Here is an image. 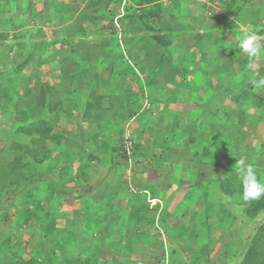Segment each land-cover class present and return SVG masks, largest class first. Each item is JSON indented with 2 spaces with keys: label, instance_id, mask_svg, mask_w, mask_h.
I'll return each instance as SVG.
<instances>
[{
  "label": "rangeland",
  "instance_id": "1",
  "mask_svg": "<svg viewBox=\"0 0 264 264\" xmlns=\"http://www.w3.org/2000/svg\"><path fill=\"white\" fill-rule=\"evenodd\" d=\"M87 1L88 0H0V34L7 35V39L2 43L0 42V93L3 92L2 90H4L5 87L13 88L11 92L12 101L6 98L0 100V148H3V150L14 141H25V134L18 131V126L22 122V108L26 105L17 104L16 100L19 98L32 99L33 95L38 94L42 84L54 88L55 92L63 97V106L66 104L65 107L69 108V110H71L69 107L71 105L70 99H77L79 104L84 103V97L89 89V84L93 80L90 79V76L85 78L82 77V79L79 77H67L64 72H69V74L76 72L80 74L76 70L77 65L74 63L72 64L70 61V65L68 64L64 67L61 63L65 61L68 55H76L78 58H80V56L83 57V55L87 54L86 52L92 50L91 44H96L98 48H102L103 42H111L112 32L119 35L118 37L114 35V38H112L113 41H121L122 43V52L118 51V54L116 53L118 57L113 60L115 64L105 63L103 60L98 63L97 60H93L96 62H91V64L90 62L86 63L88 71H84L83 73L86 74V76L93 72L99 73L102 82H98L100 83L98 89L104 88L112 82L110 83V92L123 96L124 100L121 101L123 107L127 108L131 101L132 103H138L135 110H138L141 118L149 128L148 118L154 120V114L159 109L156 116L158 120L160 119L163 121L162 114H160V117L158 114L164 113L167 107L170 108L168 105L171 102L165 101L166 98L172 99L169 96V92L172 94L170 88L173 89L174 94H179V92H177L178 87L179 90L189 88V90L191 89L195 94H202V89H200L203 83L202 81L210 78L213 72L218 73L219 76L221 75L220 71L217 72L215 68L216 64L220 63L223 64V67L221 66L220 69H228L230 66L231 70L240 74V64L244 62V60L250 59L239 50L238 39L242 36L244 31L257 32L264 29V0H249L245 2L238 17L232 16L228 11L227 0H164L163 12L159 19L161 24H158V26H161L162 23L167 20L172 22L174 20L180 22L185 20L187 28L181 32L182 27L177 26V31L179 32L177 36L172 34L175 29L171 33H168L170 36L169 40H171L170 50L178 58L175 56L177 59L176 63L175 60L172 61V64L175 63V65H165L167 66V72L171 66L172 73H166V76L162 74L156 75V77H160V84H156V78L151 75L156 68L153 67L152 72L142 75L140 73L142 71L139 69L141 65L136 67L134 65L136 59L134 60L133 58L136 54L138 44L134 41H129L128 43L125 41V39L143 37L145 41L149 42V39H152L153 35L156 34L155 31L145 28L144 25L137 20L140 11L139 7L135 5V1L111 0V8L114 13L117 12L119 14V17L115 16L114 23L111 24V26L108 25L104 29H102L103 25L105 23L108 24L106 21L103 22L104 24L101 23L98 26L97 24L90 25V21L86 17L83 19L80 11L83 10ZM129 5L132 6L130 10L127 9ZM252 10L259 12L256 19L251 16L250 12ZM88 11L92 12L93 10L90 9ZM257 20L260 21V24L255 26L254 23H256ZM81 25L87 28L86 33L79 29ZM129 25L139 28L136 35L133 34V31H129ZM240 32H242V34ZM257 33L264 37V32ZM148 45L151 46L150 43ZM77 47L80 49L78 52L79 55L73 52L74 50L77 51ZM105 47L107 48L106 45ZM159 47L160 45L158 47L151 46V49L157 50ZM230 52L235 53L232 55V58L236 59L230 61ZM151 54L153 55L152 52ZM159 54L160 53H158V55ZM213 63H215V66H212ZM250 63L252 66L249 64L248 70H253L256 65H264V58L258 59L254 63L250 61ZM210 70L212 74H210ZM173 75H178L180 77L177 81L173 77L174 82L179 81L181 83L175 85L169 82V79L167 80V78H171ZM122 76H124L123 79ZM261 76H264V72L260 75L256 72L254 79H259ZM103 78H110L111 81H103ZM117 80H119V82ZM134 81L142 84L140 90H138L139 85ZM184 81L185 83L182 85ZM213 81L215 82L216 79H213ZM165 83L166 87L170 85L171 87L165 88L163 86ZM239 83L240 81L233 87H239ZM241 84L242 86H246V77L241 80ZM117 86L120 88L118 89ZM162 86L164 90H161ZM96 87L97 84L95 83L94 88ZM253 90L256 94L263 95L264 97V88L258 89L254 87ZM132 94H135V96ZM209 96H213L216 99L221 98L223 101L226 100L227 105L230 103L229 91H224L218 86L214 88V91L211 89ZM193 100L195 106H191L190 110L194 108L197 113L191 117L197 124H191L190 126H196V129L199 130V119L197 117L201 115L203 109L208 108V105L206 104V107H203L201 104L203 102L200 103L196 98H193ZM145 101L149 106L145 104ZM249 103L250 105L247 106L248 108L245 106L246 104L244 105L241 103L243 107H240L241 104H237L236 111L232 110L234 112L239 111V113H243V118L241 114L239 116L243 119V127H252L257 124L255 136L258 142L256 141L257 150L255 151L256 155L260 154V157L252 153L235 155L239 157L238 160L246 159V162L251 163L254 166L257 176L260 173L258 166L264 171V102L249 101ZM184 104L188 103L185 102ZM212 104L218 107L216 101H213ZM140 106H142L143 109H141ZM233 106L235 107L236 105ZM211 111L214 112L215 115L207 119L209 133L205 138L196 134L193 135V133L192 135L195 136L197 140H195L193 149L189 147L186 140L174 135V129L177 127V125H173L174 123L170 124L165 122L159 125L163 127V130L173 127V130L170 132L172 138H164L162 143H159L161 137H158L160 136L158 132H154V134L151 135L150 130H147L148 128L145 127V124L141 123L142 125H138L137 119L130 121L127 127L130 133L132 132L131 135L135 133L137 137H141L139 140L140 142L137 140L136 142L143 146V149L128 151L129 160H132L133 170L136 171V174L132 178L129 174L127 175L128 178H131V185L128 183V187L126 186L128 189L126 191L127 195L125 194V199H122V193H120L119 198L117 196L119 200L117 205L120 207H122V205L125 206L129 201L128 198H136L138 194L142 193V185L144 184L143 182L146 181L144 179H150L146 184L148 187L147 190L154 193L156 191V186L161 187L158 190L160 198L164 201L171 200L169 210H172L174 206L180 209L178 214L175 213V215H178L179 219H181L178 223L180 224L181 222V225L187 228L190 234L194 230L196 231V235L193 237L195 241L191 243L190 248L186 246L188 242L184 241L185 238H176V236L168 232L170 230L169 226H163V228L160 226V228L152 227L146 232H142L139 227L130 228L132 230L128 229L126 236H122V229L124 227L123 222L121 226L117 220L111 219L112 223L104 226L101 219L93 218L98 212L96 201L92 200L93 204L86 208L78 207L77 203H80L82 195L93 193L95 196L99 186L104 184L102 182L106 181V183H108V181H112V178H114L113 174L107 173L114 169L115 163L122 162L119 148L122 147L125 141L126 133L124 136L121 135L122 132L117 135L118 140H116V143L113 145L117 147L115 154L106 155L100 162H97L95 159L92 160L89 152L92 151L93 147L96 145L93 143L94 131L72 130V126L76 125L77 118L78 122H81V115L78 109L76 111L73 109V111L71 110L69 112L68 116L65 113H61L58 121L54 118L53 113L49 118L55 121V129L66 135L62 142L64 144L63 150L70 153L72 150L71 148H73V151L82 156L85 153L81 158L83 161L82 164L86 161L98 163L96 166L99 169L95 167V170H90L91 173L90 171L88 172V174L90 173V179H88L87 186L82 185L77 179L70 181L71 183H68V185L66 183L62 186V178L57 177L58 175L56 173L50 176L48 173V175H45L46 181L33 182L27 185L25 189L19 190L18 192L11 188L8 197H6V190L2 194L0 193V202H5L8 199L7 204L0 209V254L7 253L8 251L9 253L16 252L19 258H35L34 264H98L96 254L88 258L82 257V259L77 260L69 253L72 251L74 254L77 253V249L75 248L81 247L79 241L83 240L82 243L85 244L84 246L87 247V249L103 254L101 258L105 256L106 259L103 260L101 264H122V252L119 253V250H122L121 246L127 247V249L124 248L125 253L131 255V259H133L132 264H162L164 263L162 259L158 260V258L154 259L153 257L143 259L142 257L143 255L146 256V254L153 255L156 252L159 254L162 245L160 244L158 247H155V245H153V239L151 240L148 236H156L157 239L161 240L160 235L165 234L168 244L166 252L170 255H175L177 253L179 254L183 249L187 252L189 251L188 255L192 260L191 264H195L197 262L195 260L198 259L197 255L200 254L199 247L206 244V242H204L205 240L208 242L207 234L211 232L214 239H216V243L213 249L202 250V254H200V259L198 260H202L204 264H238L242 258L241 254L246 248L248 240L253 237L258 224L263 221L264 215L253 220L248 218L244 215V209L241 205H238L236 199L233 200L229 196L219 192V182L229 173H227L224 168L217 167L215 162L217 158L214 155H209L207 158H204L205 162L212 163L211 169L208 171L207 175H204L205 177L208 175L212 177V181L208 182L211 190L207 199L203 197L197 200L193 199V202H191L188 207L186 202H190L192 191L189 192V185L185 184L189 182L187 179H184L182 175H179V177L181 178L180 181L186 186L184 189L178 190L174 195L173 190H175L179 184L170 185L168 188V182L173 181L172 178H168L169 175L171 176L172 162L178 164L180 168L183 162L188 164L190 168L191 166L198 165L202 173L205 172L204 169L206 166L200 165L198 160L200 154L215 149V138L210 135V133L216 131L218 133L221 129L220 131H223L224 134L227 132L226 126L229 125L226 119L228 113L227 109L219 108L218 110L211 109ZM125 112L126 114L130 113L128 111ZM115 118L116 115H112L108 118L107 130L113 131L124 125L120 120H115ZM166 118H169V121L172 122L171 116H166ZM74 121L75 123H73ZM184 122L185 120L182 119V129L189 131V126ZM83 126L85 127L86 125L84 124ZM101 127L102 126H99L100 129ZM136 127L142 129V135H138L135 132ZM107 130L105 128L103 133H109ZM70 134H73L71 140L69 138ZM189 136L190 134L187 135V137ZM96 142H100L99 138ZM156 142H158L157 145L161 147L159 148L160 150L156 148L158 147L155 145ZM77 143H82L81 145L86 146V148L81 149L80 146L78 147ZM262 143L263 145H261ZM108 146L110 147V145ZM147 147L154 149L152 152L155 157L151 156L150 153V155L147 156L146 153L142 152H151ZM77 149H80V152H78ZM194 153L197 155V161L193 157ZM232 155L234 156V154ZM77 158L76 156L73 163L74 166L76 163L79 165L76 161ZM141 160H147L145 162H154L155 164L159 163V165L155 166L153 164V167L150 166L149 168H152L153 171L152 174L142 176L145 178H141L140 181H137L138 178L136 176L138 175V171L136 169L140 168L138 163L142 162ZM188 160H190V162ZM224 161L225 159L221 158V162ZM91 167L92 169L94 168L93 165H91ZM149 170H147L146 173ZM77 171L78 169L73 170V172ZM211 172H214V175ZM166 176L168 177L166 178ZM82 178L83 177H80V180ZM199 179L200 176H197V180ZM259 181L264 182V174L261 175ZM105 186L106 185H104L103 189H105ZM43 187L49 190V197L46 201L48 202L49 211H53L52 216H49L50 221H46L44 217L39 218L38 215L30 214L29 223L27 222L24 224L21 213L27 210L33 211L34 209H40L39 211L41 212V209L45 208L44 198H42V206L39 199L38 202L40 205L34 202L36 196L40 195L39 193ZM96 187L98 188L95 191ZM110 192H114L112 187H110ZM50 194L53 195V197H51ZM41 197H44V194H42ZM28 199L30 200L28 201ZM84 200H86V198H84ZM155 203L156 200H151V204L154 205ZM56 206L61 208V212L66 213L65 218L60 212L55 211L57 210ZM75 217L79 218L80 221L87 220L83 230L82 228L80 229V226L76 228L77 223ZM91 218L97 220H92ZM169 218L170 220L174 219V221H176L171 215ZM65 219L68 220L65 221ZM178 223H176V225H179ZM219 224H222V227L217 228ZM110 226L114 228H110ZM177 229L179 230V228ZM139 230L141 232H139ZM179 232L181 236L185 233L188 234L186 230L180 229ZM243 233H247L248 236L244 240V244L240 245L239 237H241ZM10 234L12 235L11 246H3L2 242L4 238ZM156 238L155 240H157ZM133 239L135 242H133ZM104 240L109 242L108 246H105L107 242ZM179 240L182 241L183 245L178 246ZM100 248H102L101 251H99ZM175 262L178 264L177 261Z\"/></svg>",
  "mask_w": 264,
  "mask_h": 264
},
{
  "label": "trees",
  "instance_id": "2",
  "mask_svg": "<svg viewBox=\"0 0 264 264\" xmlns=\"http://www.w3.org/2000/svg\"><path fill=\"white\" fill-rule=\"evenodd\" d=\"M31 1V0H30ZM111 0H88L87 4L83 8V10L80 11L83 19L84 17L88 18L90 21V25L97 24L98 26L103 23L104 21L108 22L103 23L102 29L106 28L108 25L111 26V24L114 23L115 16L119 17V14L116 12L114 13L112 8H111ZM115 1V0H114ZM135 5L139 7V14L137 16V20L140 21L144 25L145 28L155 31L156 34L153 35L152 39H149V42L145 41L143 37H135V38H130V39H125L126 43L129 41H134L135 43L138 44L137 49H136V54L134 55V60L136 59V63L134 64L136 67H139V69L142 71L143 74H149L152 72L153 67H155V71L153 74H151L153 77L156 78L155 83L160 84L159 82V76L156 77V75H163L166 76L168 73H172L171 66L167 72V69L165 65H171L172 61L175 60V63L177 59L175 58V54L170 50V45H171V40H169V32L171 33L173 31V35L177 36L179 35V32L177 31V26L182 27V30H185L187 28L185 20L176 21L174 20L173 22L170 20L164 21L161 26H158V24H161L159 22V19L161 17V13L163 12V1L164 0H134ZM249 0H227V9L231 13L232 16L238 17L239 14L241 13L245 2ZM92 9L93 11L90 12L88 10ZM127 9L130 10L132 9V6L129 5L127 6ZM136 9V8H135ZM251 16L256 19V16L259 14L258 11H251ZM122 17V16H121ZM227 17V16H225ZM254 23V22H253ZM157 24V25H156ZM255 26L260 24V21L257 20L256 23H254ZM156 25V26H155ZM81 31L87 32V28H84L83 25L79 27ZM139 28L137 26H132L129 25V31H133V34L136 35L137 30ZM86 30V31H85ZM257 32H264V29L259 30ZM242 34V32H240ZM239 34V33H238ZM118 37L119 35L115 32H112L111 34V42H103L102 48H98L96 44H91L92 50L86 52V55H83V57L80 56L78 58L76 55L71 56L68 55L65 58V61L61 64H63L64 67H66L70 61L73 64H76V70L80 74H77L76 72L73 74H69V72H64V74L67 77H79L82 79V77H89L90 79L93 80L89 84V89L87 90L86 96L84 97L85 101L83 104H79L77 99H70L71 105L69 106L70 109L73 111H76L78 109L80 113V120L81 122H85L87 125L86 130L88 132L94 131V138L93 142L98 140V133L96 132L95 129H93V124H102L100 126L101 129L107 130V121L108 118L112 115H116L115 120H120L122 123L123 121H126L129 123L131 120H138L139 122H142L141 115L138 113V110H135V107L138 105V103H132L129 102L127 108L123 107V104L121 105V101L124 100L122 95H117L113 94L110 92V82L108 85H106L104 88L98 89L100 86L98 82H102L100 79V75L98 72H93L88 74H84V71H88L86 67V63L90 62H96L93 60H97L98 63H100L101 60H103L105 63H109L114 65L115 63L113 62L114 58L118 57V51L122 52V43L120 42H115L113 41L112 38ZM1 37V43L7 39L6 34H0ZM151 44L153 47H159L157 50L151 49V46L148 44ZM107 46V48L105 47ZM77 51H73L74 53L79 52V48H76ZM153 53V55L151 54ZM239 52V51H238ZM117 53V54H116ZM158 53H160L158 55ZM124 54V53H123ZM235 54L234 52L229 53V58L230 61L236 59L232 58V55ZM79 55V53H78ZM31 56V55H30ZM125 56V55H124ZM126 57V56H125ZM177 57V56H176ZM178 58V57H177ZM139 61V62H138ZM180 61V60H179ZM138 62V63H137ZM173 63L172 65H175ZM250 64V60H244L240 64L241 69H240V74L235 72L234 70L230 69V66L228 69H220V67H223V64H212V66H215L217 69L216 71H220V76L218 73H214L213 75H210L211 77L208 79H204L200 86V89H202V94L204 101L207 103L208 108L205 109L202 113V119L207 120L212 117H214V112L211 111L213 110H218L219 108L216 107L213 103V96H209L211 89L216 88L217 86L224 90V91H229L230 97L229 101L230 103L233 102L234 105L237 104H246L245 106L247 107L250 105L249 101H261L264 102V97L263 95H258L254 92L253 88L255 87L251 81L254 79V75L256 71L254 70H248V65ZM70 65V64H69ZM111 65V66H112ZM165 66V67H164ZM176 67V66H175ZM149 69V70H148ZM220 69V70H219ZM264 72V67H262L257 74H263ZM167 73V74H166ZM260 73V74H259ZM83 74V75H82ZM210 74H212L210 70ZM218 74V77H217ZM215 75V76H214ZM209 77V76H208ZM247 78V84L246 86H242L241 80L243 78ZM124 76H122V79ZM167 78V77H166ZM169 79V80H168ZM213 79H216L214 82ZM103 81H108L111 79L110 78H103ZM169 82H172V84L176 83L171 79L167 78ZM119 82V80H117ZM123 81V80H122ZM239 87L235 88V84L237 85V82H239ZM95 83L97 84V89L95 87ZM166 84V83H165ZM184 84V83H183ZM182 84V85H183ZM139 89L142 88V84H139ZM45 86V87H44ZM166 88V85H163ZM162 86L161 90H164V87ZM186 86V84H185ZM264 88V87H262ZM179 90V87L177 88V91ZM3 92L0 93V100L2 98H6L9 101H12L13 98L11 96V92L13 91V88H8L5 87ZM190 93H192L191 89L189 90ZM135 96V94H132ZM68 96V95H67ZM128 96V95H127ZM126 96V97H127ZM68 99V98H67ZM25 100V101H23ZM63 97H61L58 93L55 92L54 88L52 87H47L46 85L42 84L41 88H39V92L36 95H33V98H19L16 100L17 104L20 105H26L23 107L21 111L22 115V122L18 126V131L22 132L25 134V141L19 142V141H14L11 144L7 145V147L0 148V193H4L6 190V197H8L9 191L15 189V191H19L22 189H25V187L33 182L36 181H46L45 180V175H48V173H53L55 170L58 171V175L60 178L63 179V185L64 186L66 183H69L70 181H73L77 179L80 181L82 185H85L88 183V178L90 176V173L88 174L89 170H79L77 172H73L75 168L72 167V163L74 162L73 160L76 157L77 152L73 153L72 151L70 153H67V151L63 150V140L66 137V135L63 132L57 131L55 129V121L50 120V115L53 113L54 118L56 121L60 118L61 113H65L67 116L69 115V108L63 106ZM240 105V107H243V105ZM227 106V105H226ZM224 106L222 109H227L228 113L226 116V119L229 122V125L226 126L227 129V136H220V133H217V138H215V149H211L206 151L204 154L199 155V162L200 165H205L206 168L204 169V173H202V170L198 165L196 166H191V174L189 178H186L189 183H185L188 186L189 192L192 191L191 199L190 202L186 204L189 207L190 203L193 202L194 200H197L201 197L204 199H207V196L209 195L210 192V185L208 182L212 181L211 176L205 177L204 175H207L208 171L211 169L212 163L211 162H205L204 158H207L209 155L216 156L217 162L216 165L218 168H224V170L229 173L224 176V178L221 179V181L218 184V188L220 189L219 192L222 194H225L229 196L231 199H236L238 205H241L244 209V215L247 216L250 219H256L259 218L261 215H264V196H261L259 199L256 200H251L248 202H245L243 200V185H242V178L238 176L234 169H235V164L238 162L239 157H236V155H243L244 153L241 152L240 150L236 149L234 145L231 147L232 144H234L236 141L232 137V125H234V128L237 126H240L239 124L234 123L233 120V115L235 113L231 111V108H227ZM133 107V108H132ZM142 108V106H140ZM125 111H128L130 113L126 114ZM226 111V110H225ZM231 112V114H230ZM136 114V115H135ZM169 114H175L178 116L180 120L183 118L180 117L178 114L179 112L168 108L165 109V112L162 113V118H165ZM242 118H243V113H240ZM135 115V116H134ZM262 116V115H261ZM104 118L105 123L103 124L102 119ZM78 119V118H77ZM76 119V120H77ZM103 120V121H104ZM137 121V122H138ZM242 119L240 118V122ZM189 126V131L188 134L189 140L193 141L196 140V137L193 136L191 127L190 126L197 124L194 120H187L184 122ZM141 125V124H139ZM178 128L182 129V125L179 124V121L176 120V124ZM105 126V127H104ZM199 130H197L196 135H198L200 132L204 133L203 127H201L199 124ZM123 127V126H122ZM120 127L119 129L113 130L116 132L117 135L121 133V135L124 136L125 130ZM124 128V127H123ZM100 129V128H99ZM103 129V130H104ZM111 130H107L109 132ZM186 131V130H185ZM135 132L138 135H142V129L136 127ZM169 133V132H167ZM237 133L238 139H243L245 132L241 129V127H238L237 130L235 131ZM188 134H176L174 132V135L177 136H184ZM193 134V135H192ZM133 146L132 150H141L140 145L137 144L136 142V134H133ZM168 135L166 134L165 138L168 139ZM71 136V135H70ZM69 136V137H70ZM170 138L171 135H169ZM184 138V137H182ZM161 139V138H160ZM194 142V141H193ZM123 143V142H122ZM221 143V146L220 144ZM109 143L103 142V145L101 147L95 149L93 148L92 151L89 153L91 154V159H95L97 162H100L102 158L104 157L102 154V151L110 150V154L113 155L115 154V150L117 148H113L110 143V147L108 146ZM59 146L58 150L57 147ZM116 147V146H114ZM226 150L223 151L222 150ZM227 148V149H226ZM106 149V150H105ZM120 149V154L123 159L128 161L129 155H128V150L127 146L123 143L122 147ZM249 153H252V149L249 146L247 148ZM99 150V153H98ZM58 151V152H57ZM117 151V150H116ZM57 152V153H56ZM146 153L147 156L149 152H144ZM234 154V156L232 155ZM236 154V155H235ZM246 154V153H245ZM108 156V155H107ZM255 156H259L260 154H257ZM154 157V156H153ZM194 157V155H193ZM221 158H224L225 161L221 162ZM227 158V159H226ZM197 159V156H196ZM260 159V158H259ZM246 160V159H245ZM92 162L87 161V167H91ZM57 168H56V167ZM60 166V168H58ZM171 166L173 167H179L178 164H175L172 162ZM202 167V166H201ZM258 170L260 173L257 175V179L260 180L261 175L264 174V171L261 170L258 166ZM171 173V177L173 181H171V185L174 184H179L177 188L174 190V195L177 193L178 190L184 189L186 186L183 184L180 180L181 178L176 175L175 171ZM169 173V174H170ZM214 175V172H211ZM197 176H200V179L197 180ZM80 177H83L80 180ZM86 177V178H84ZM74 178V179H73ZM204 178V179H203ZM171 180V179H170ZM197 185V186H195ZM197 187V188H196ZM148 187L147 185H143V190H146ZM45 190V191H44ZM155 192H150V195L148 196V192H142L137 195L136 198H129V201L131 204V209L129 213H124L122 210V207L117 206L115 204L116 200V193L109 192L107 196L104 198L103 202L96 203L97 204V209L98 212L96 215H94L93 218H99L101 219V222L105 226L106 224H110L109 220L110 219H120L123 224L126 223L129 227H140V230L143 231H149L150 228L152 227H162L163 225L168 222V213L169 211V205L171 200L168 201H161L160 198V193L158 192V189L155 188ZM213 190V189H212ZM39 192V191H38ZM144 193V194H143ZM40 195L36 196V202L38 205L43 204L42 198L45 199V208L41 209V212L39 210H27L22 214V218L24 220V224L27 222L29 223L30 221V214L33 215H38V217H44L46 218V221H50L49 216H52L53 211H49L48 209V202L46 201L49 197V190L48 188L46 189L43 187L39 193ZM42 194H44V197H41ZM51 197L53 195L50 194ZM6 199V198H5ZM40 201H39V200ZM157 199L156 204L151 206V200ZM184 199V196H183ZM30 199H28L29 201ZM92 200L96 201L95 198L88 197L86 200H83V207H88L89 205H92ZM8 199L5 202H0V209L3 208L4 205L7 204ZM40 204H39V202ZM85 201V202H84ZM161 201V202H160ZM9 204V203H8ZM7 207V206H6ZM5 207V208H6ZM57 212H60L62 216H64L66 213H63L60 211V207H57ZM161 210H167L166 213L161 212ZM49 219V220H48ZM54 219V218H53ZM92 219V218H91ZM97 219H92V220H97ZM68 219H65L67 221ZM121 222V223H122ZM112 223V222H111ZM144 225H149L150 227H144ZM212 226V225H211ZM113 226H110L112 228ZM159 227V228H160ZM222 227V224L217 225V228ZM224 227V224H223ZM114 228V227H113ZM142 228V229H141ZM147 228V229H145ZM185 229V227L181 226V230ZM144 229V230H143ZM216 229V228H215ZM139 230V232H141ZM192 236L194 237L196 235V231L194 230L191 232ZM154 235V234H153ZM208 236V242L204 246L199 247V252L202 254V250L205 251L206 249H213L216 239H214L213 234L209 232L207 234ZM153 239V245L155 247H158L160 244L159 239L156 238V236L149 235L148 238ZM155 238L157 240H155ZM12 241V235H8L7 237L4 238L2 245L3 246H11L10 243ZM133 242L135 240L133 239ZM245 241L239 240V244L243 245ZM122 247V250H119V253L122 252L123 255V260L126 264H132L133 259H130V254L125 253V249L127 247ZM165 247L161 245L159 254L158 252L154 253L153 255H148L150 258H158V259H163L165 258L166 251L164 249ZM11 249V248H9ZM233 249V247H232ZM244 249V247H243ZM242 250V249H241ZM240 250V253H241ZM124 251V253H123ZM69 253H73L69 252ZM237 253V252H236ZM200 254L197 255L198 259H200ZM146 256H143V259ZM241 260L239 261L238 264H264V219L262 222L258 224V227L256 228V231L253 235V237L248 240L247 246L244 249V251L241 254ZM196 259L195 261H199ZM35 258L30 257L29 259H24L22 257L19 258V255H17L16 252L9 253H2L0 254V264H34ZM194 261V262H195Z\"/></svg>",
  "mask_w": 264,
  "mask_h": 264
},
{
  "label": "crops",
  "instance_id": "3",
  "mask_svg": "<svg viewBox=\"0 0 264 264\" xmlns=\"http://www.w3.org/2000/svg\"><path fill=\"white\" fill-rule=\"evenodd\" d=\"M203 63V62H202ZM256 65V64H255ZM262 67H264V65H262V66H255V68L253 69V70H255L256 72H258ZM141 74H142V72H140ZM173 77L176 79V81L180 78L178 75L177 76H172L171 77V79L173 80ZM174 81V80H173ZM175 81V83L176 84H178V83H181V82H176ZM135 82V81H134ZM135 83H137V82H135ZM183 83H185V81L183 82ZM182 83V84H183ZM138 84V83H137ZM166 85V84H165ZM167 87H171V85L170 86H167ZM166 87V88H167ZM117 88L119 89L120 87L119 86H117ZM170 91H172L171 93L172 94H170V92H169V96L172 98V99H170V98H166L165 99V101H169V102H171V103H169V105L168 106H170V108H172V109H174V110H176V111H178L179 112V116L180 117H182L185 121H187V120H192V117L197 113V111L193 108V110H190V107L191 106H195L194 104H195V102H194V100H193V98H196V99H198L199 101H200V103L201 102H203V103H201L202 104V106L203 107H206V102L204 101V98H203V94H195V92L193 93H190L189 92V88H186V89H183V90H178L177 92H179V94H174V91H173V89H171L170 88ZM111 93H113V92H111ZM197 93V92H196ZM174 95V96H173ZM213 101H216V103L218 104V107L221 109V107L223 108L224 106H226L227 105V102H226V100H224L223 101V99H221V98H214L213 97ZM185 102H187L188 104H184ZM173 103V104H172ZM223 103H225V104H223ZM193 104V105H192ZM230 104V105H229ZM226 107L227 108H231L230 110L231 111H233V110H235L236 111V108H237V105L234 107L233 105V103H229ZM234 107V108H233ZM238 107H239V105H238ZM248 108V107H247ZM141 109H143V108H141ZM233 109V110H232ZM205 109H203V111H204ZM158 111H159V109H158ZM158 111L154 114V120H151L150 118H148V120H149V128H148V126H147V124L144 122V120L142 121V122H139L138 121V123L139 124H145V127L146 128H148L147 130H150V132H151V135H153L154 134V132H158L159 134H160V136H158V137H161V140H160V142L159 143H162V141H163V139L165 138V136H166V134H169L170 135V132L173 130V127L172 128H168V129H164L163 130V127L162 126H159L160 124H162V123H165V122H168V123H170V124H173V125H175L176 124V120H178L179 121V124L180 125H182V123H181V120L178 118V116H176L175 114H169L168 116H171V118H172V122L171 121H169V118H163V121L162 120H158V117L156 116V114L158 113ZM183 111V112H182ZM203 111H202V113H203ZM246 111H247V109H246ZM234 112V111H233ZM202 113H201V115H199L197 118L199 119V125L201 126V127H203V129H204V133H199L198 134V136H200V137H202V138H205V136L209 133L208 132V127H207V120L205 119V120H203L202 119ZM235 113V115H233V122L234 123H236V124H239L240 126H237V127H235L234 128V125L235 124H233L232 125V131L234 132V133H232V137L234 138V140L236 141L234 144H232L231 145V147L234 145V147L236 148V149H238V150H240L241 152H243V153H249L248 151V149L247 148H249V146L251 147V149H252V152H253V154L254 155H256V151L255 150H257L256 149V141H257V137L255 136L256 134H255V131H256V127H257V124L256 125H254V126H249V127H243V119H242V121L240 122V113H239V111L238 112H234ZM160 114H162V113H159L158 114V116L160 117ZM188 114V115H187ZM136 115V114H135ZM134 115V116H135ZM187 115V116H186ZM192 116V117H191ZM156 117V118H155ZM239 117V118H238ZM104 120V118L102 119V122H103V124L105 123V120ZM77 122H76V125H73L72 127V130L73 129H76V130H86V127H87V125L88 124H86L85 122L83 123V122H78V119L76 120ZM130 122V121H129ZM73 123H75V121L73 122ZM81 124H85L86 126L84 127L83 125H81ZM122 124H124L123 125V127H122V129H124V130H126V128L128 127V125H129V123L128 122H126V121H123V123ZM138 124V125H139ZM141 124V125H142ZM100 125H102V124H100ZM99 124L97 125V124H93V129H95L96 130V132H100V133H98V137H99V141L100 142H93L94 143V147L93 148H95V149H97V148H99V146H101V145H103V142H107V143H109V145H110V143H111V146L113 147V148H117V147H114L113 145L116 143V140H118V138H117V134H116V132H114V131H109V133H103V129H99V126H100ZM85 129H84V128ZM105 127V126H104ZM144 127V126H143ZM238 127H241V129L245 132V134H243L244 135V138L243 139H238V137H237V133H235V131L237 130V128ZM194 128H195V126H194ZM194 128H191V130H192V132L194 133V134H196V132H197V130L196 129H194ZM221 130V129H220ZM219 130V133H220V136H227V132H225L224 134H223V131H220ZM227 131V130H226ZM167 132H169V133H167ZM174 132H176L177 134H188V131H185V130H181L180 128H178V127H176V129H174ZM135 134V133H134ZM71 136L69 137L70 138V140H71V138H72V135L73 134H70ZM169 135H168V139H170V137H169ZM210 135H212L213 137H216L217 138V131L216 132H213V133H210ZM179 137H184L183 139L184 140H186L187 141V143H188V145H189V147L190 148H194V143H195V140H193V141H191V140H189V137H187V135H184V136H179ZM140 138L141 137H136V139L135 140H137L138 142H140L139 140H140ZM155 140V139H154ZM156 141V140H155ZM197 141V140H196ZM258 142V141H257ZM157 143L158 142H156L155 143V145H157ZM82 143H80V144H78L77 143V145H78V147L80 146L81 147V149L82 148H86V146H84V145H81ZM220 144V146H221V143H219ZM261 145H263V143L261 144ZM116 146V145H115ZM158 146V145H157ZM161 146H162V144H161ZM58 148H59V146L57 147V150H58ZM140 148L141 149H143V146H141L140 145ZM148 149H150L151 150V152H149V153H152L153 154V148H149V147H147ZM156 148H161V147H156ZM72 150V152L73 153H75V151H73V148H71ZM92 149V148H91ZM227 149V148H226ZM80 149H77V151L78 152H80L79 151ZM106 150V149H105ZM160 150V149H159ZM222 150H223V148H222ZM223 151H226V150H223ZM58 152V151H57ZM56 152V153H57ZM68 153V152H67ZM98 153H99V150H98ZM110 153V150H106V151H102V154H103V156L105 157L106 155H111V154H109ZM84 155H85V153H84ZM83 155V156H84ZM76 156L78 157L77 158V162H78V164L80 165H77V163L75 164V166H74V162L72 163V167L74 168L75 167V169H83L84 171L85 170H95V167H96V169H99V168H97V166L96 165H98V163H92L91 165H93V169H92V167H87V161L84 163V164H82L83 163V161L81 160V158L83 157L81 154L80 155H78V153L76 154ZM196 154L194 153V158L196 159ZM103 157V158H104ZM216 157V156H215ZM177 159H179V158H177ZM75 160V159H74ZM73 160V161H74ZM80 160H81V162H80ZM95 161V160H94ZM121 161V160H120ZM142 162H139L138 163V165H140V168L139 169H136L137 171H138V175L136 176L137 178V181H140V179L141 178H145V177H142V176H145V175H147V174H152V168H149L150 166L151 167H153L152 165L154 164L155 166H158L159 165V163L158 164H155L154 162H152V163H150V162H145V161H147V160H141ZM189 162H190V160H188ZM196 161H197V159H196ZM215 162H217V159H216V161ZM56 167V166H55ZM57 168V167H56ZM58 168H60V166L58 167ZM114 169H112L109 173H107V174H113V176H114V178H112V181H108V183H106V181H104V182H102V183H104L102 186H99V189L97 190V188L98 187H96V189H95V191L97 190V192H96V195L94 196L93 195V193H91V194H86V195H82V197H81V199H80V203L78 204L77 203V205H78V207L79 208H83V200H84V198H88V197H92V198H95L96 199V202H98V203H100V202H103V200H104V198L107 196V194L110 192V187H112L113 188V190H114V192L113 193H116V202H115V204L117 205V203L119 202V200L117 199V196H118V198L120 197L119 195H120V193H122V199H125V194L127 195V193H126V191H127V187H128V183L130 184V179L136 174V171H134L133 170V162H132V160H129L128 159V161H126L125 159H123L122 158V162H119V163H115V165H114V167H113ZM146 168V169H145ZM150 169V170H149ZM147 170H149L147 173H146V171ZM171 171H172V173L175 171L176 173V175H182V177L184 178V179H186V178H189L190 177V174H191V170H190V167L188 166V164H186L185 162H183V163H181V168L180 167H172V169H171ZM59 174L58 173V171H54L53 173H49V176L51 175V174ZM90 173H91V171H90ZM146 173V174H145ZM130 175V177L128 178V176L127 175ZM57 177H59V175L57 176ZM168 176H166V178H167ZM169 177H171L170 175H169ZM168 177V178H169ZM135 178V177H134ZM152 178H154V177H152ZM88 179H90L89 177L88 178H86V180H88ZM144 180H146V181H144L143 183L146 185L147 183H148V181L150 180H147V179H144ZM48 181V180H47ZM123 181V182H122ZM69 183H71V182H69ZM171 181H169L168 182V188H169V186L171 185ZM74 184V183H73ZM135 184V183H134ZM143 184V185H144ZM67 185H68V183H67ZM88 184H85V186H87ZM104 185H106L105 186V189H103L104 188ZM131 185V184H130ZM143 185H142V191L141 192H148V196L150 195V192L146 189V190H143ZM172 185H175L174 183L172 184ZM70 186V185H69ZM127 186V187H126ZM67 187V186H66ZM156 189H160L161 187H159V186H156L155 187ZM94 191V192H95ZM122 191V192H121ZM174 191V190H173ZM140 192V191H139ZM129 197H131V196H129ZM150 197H151V195H150ZM128 200H129V198H128ZM153 200H156V202H157V199H153ZM161 201H163L162 199H161ZM160 201V202H161ZM164 202V201H163ZM127 205H122V210L124 211V213H129V211H130V208H131V204H130V201H128V203H126ZM129 204H130V206H129ZM69 205H70V203H69ZM118 206V205H117ZM151 206H153V204H151ZM161 211H163V213H166V211L167 210H161ZM180 212V209L178 208V207H176V206H174V208L172 209V210H169V211H167V213H168V217H170V215H171V217L173 218H175L176 219V221H174V219H172V220H170V218H168V222L166 223V224H164L163 226H169L170 227V230L168 231L169 233H171V235H173V236H176V238H180V237H183V238H185V240L184 241H187L188 243L186 244V246L187 247H191V243H193L194 241H195V238H193V236H192V234H190V231L187 229V228H185L184 230H186L187 232H188V234L187 233H185V234H182V236H181V234H180V229H181V222H180V224L178 223L181 219H179V217H178V215H175V213H179ZM76 218V223H77V226H76V228H78L79 226H80V229L82 228V230L85 228V226H86V222H87V220L85 221V220H82V221H80V219L79 218H77V217H75ZM113 220H117V222H119L120 223V225H121V220L120 219H113ZM173 221V222H172ZM112 221H111V219L109 220V223H111ZM184 222V221H183ZM116 223V222H115ZM176 223H178L179 225H176ZM122 226V225H121ZM123 229H122V236H126V234H127V232H128V229H130V228H137V226H135V227H132V226H128L126 223H124L123 224ZM176 226H178V227H176ZM118 227V226H117ZM144 227H150L149 225H144ZM140 228V227H139ZM177 228H179V230L177 229ZM130 230H132V229H130ZM162 230V229H161ZM182 230H183V228H182ZM138 232V231H137ZM161 236V240H160V242L162 243V245L165 247L164 249H165V251H167V238H166V236H165V234H163V235H160ZM168 236H170V235H168ZM247 236H248V234L247 233H243L242 235H241V237H239L240 239L239 240H242V241H244L246 238H247ZM188 237H190V238H188ZM104 241H106V240H104ZM83 242V240H80L79 241V243L81 244V247H79V248H75V249H77V253H71L72 255H73V257L75 258V259H77V260H80V259H82V257L83 258H88V257H90V256H92V255H94V254H96V257H97V262H98V264H101L102 262H103V260H105L106 258H105V256L103 257V258H101V255L103 256V254H99V252H97V251H90L89 249H87V247H85L84 245V243H82ZM107 242V241H106ZM204 242H207V240H205ZM235 243H236V240H235ZM234 243V244H235ZM185 244V243H184ZM109 245V242H107V243H105V246H108ZM180 245H183V243H182V241H180L179 240V243H178V246H180ZM86 248V249H85ZM102 250V248H100L99 249V251H101ZM81 252V253H80ZM188 253H189V251L187 252L186 250H181V252H179V254L177 253V254H175L176 255V257H175V255L173 254V255H170V254H168V252H166V254H167V257H166V255H165V258L163 259V261H164V263H162V264H176V262L175 261H177V263L178 264H191L192 262V260H191V258L189 257V255H188ZM130 256V259H131V255H129ZM144 256V255H143ZM149 256L146 254V257L144 258V259H147ZM143 258V257H142ZM124 258H123V255H122V264H126L125 262H124V260H123ZM155 259V258H154ZM158 260H160V259H158ZM138 263H140V262H138ZM195 264H204V262L202 261V260H199V261H197Z\"/></svg>",
  "mask_w": 264,
  "mask_h": 264
},
{
  "label": "clouds",
  "instance_id": "4",
  "mask_svg": "<svg viewBox=\"0 0 264 264\" xmlns=\"http://www.w3.org/2000/svg\"><path fill=\"white\" fill-rule=\"evenodd\" d=\"M238 48L254 63L256 60L264 58V37L257 32L244 31L242 36L238 39ZM250 66H252L251 63ZM251 83L258 89L264 87V76H261L259 79H253ZM145 104L149 106L146 101ZM128 129L129 128H126L125 133L126 135L129 133L130 139L132 140V132L130 133ZM124 144L126 145L125 141ZM127 150H132V147L131 149L127 147ZM234 171L242 178L243 200L245 202L256 200L264 196V182L257 179L254 166L251 163L246 162L244 159H240L236 162Z\"/></svg>",
  "mask_w": 264,
  "mask_h": 264
},
{
  "label": "built area",
  "instance_id": "5",
  "mask_svg": "<svg viewBox=\"0 0 264 264\" xmlns=\"http://www.w3.org/2000/svg\"><path fill=\"white\" fill-rule=\"evenodd\" d=\"M125 143H126V146H127L129 149H131L133 142H132V140L130 139V134H129V133L125 136ZM140 264H142V263H140Z\"/></svg>",
  "mask_w": 264,
  "mask_h": 264
}]
</instances>
